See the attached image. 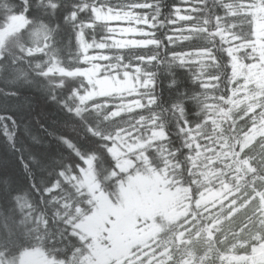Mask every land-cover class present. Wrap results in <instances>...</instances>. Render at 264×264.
Segmentation results:
<instances>
[{"label":"trees","instance_id":"trees-1","mask_svg":"<svg viewBox=\"0 0 264 264\" xmlns=\"http://www.w3.org/2000/svg\"><path fill=\"white\" fill-rule=\"evenodd\" d=\"M131 1L0 0V33L13 15L27 21L0 49V260L39 246L49 257L67 260L82 248L73 234V226L83 216L77 215L79 206H85L75 181L90 158L99 183L104 188L111 185L107 178H112L115 162L108 150L117 126L127 118L154 116L163 125L167 137L155 144L149 157L154 168L161 170L167 156L174 165L167 168L175 170L185 187L197 176L187 175L190 157L197 152L192 136H200L199 145L207 146V138L195 132L209 116L229 111L233 119L225 131L235 139L255 123L264 131V100L235 109L228 102L236 84L231 49L236 47L241 61L252 56L243 47L255 37L254 0H136L137 18L145 22L143 27L154 42L115 52L122 58L105 63L109 70L120 68L125 60L132 72L147 74L140 84L141 107L124 113L122 120L108 117L114 98L81 104L90 85L77 74L89 66L78 35L83 33L91 45L89 52H96L108 36L96 12L107 3ZM189 25L198 31L178 42L185 35L181 30ZM215 91L221 102L209 109L203 96ZM255 104H262V110H255ZM242 155L248 167H242L243 180L237 187L238 209L252 192H264V135ZM221 164L228 171L226 180L236 187L233 168L227 169L222 159L213 168ZM226 211L217 209L212 217L219 220ZM246 217H253V210L247 211L243 221L250 223Z\"/></svg>","mask_w":264,"mask_h":264},{"label":"rangeland","instance_id":"rangeland-1","mask_svg":"<svg viewBox=\"0 0 264 264\" xmlns=\"http://www.w3.org/2000/svg\"><path fill=\"white\" fill-rule=\"evenodd\" d=\"M254 1L252 14L255 18V37L252 44L243 47V49L249 48L252 56L244 62L236 56L238 52L236 47L230 51L234 65V82H236L232 97L228 101L232 109L242 103L264 100V0ZM138 4L136 0L124 4L107 3L102 10L96 12V20L103 22L108 31L106 41L99 42L102 45L96 48V52H92L93 50L89 52L91 45L85 42L83 33L78 35L82 53L89 66L83 71H78L77 74L90 85L81 104L92 100L114 98V102L110 101L113 106L111 107L113 110L108 114L110 118L123 120L124 113L136 110V107L142 105V95L139 90L140 84L146 81L147 74L140 71L132 72L133 67L131 68L125 60L120 61V68L109 70L105 63V60H112L115 57L122 58L115 52L144 48L154 42L150 32L143 27L145 22L137 18L134 7ZM26 25L25 19L11 16L5 29L0 33V49L11 42ZM197 29L194 25L187 26L185 31L182 29L181 33L185 32V35L178 39V42L197 32ZM96 53L99 55L94 56ZM205 97L209 109H215L220 105L221 97L216 91L204 95L203 99ZM257 104L254 105V109L262 110L263 105L257 106ZM230 114L229 111L221 110L209 116L202 128L195 132L196 135H204L207 138L205 139L207 146L199 145L200 136H192L191 142L194 143L197 152L190 157L191 168L187 171V175L197 174V176L190 182V187L183 186L182 181L176 179L175 170L170 169L174 165L171 166L167 156L161 170L154 168L149 152L157 142L167 137L162 130L163 125L158 124L154 116H149L147 120L142 117L127 118L117 126L108 150V155L115 162V172L112 178H107L108 181L112 180L111 185L104 188V185L99 183L93 159L90 158L85 160L80 170V178L75 181L79 185L77 194L85 205L79 206L77 215L83 214V216L73 226V234L83 244L82 251L79 252L87 255L83 264H109L114 259H120L127 253L126 244L131 240L135 229L145 228L144 236L154 228H157L159 233V229L162 228L160 233L164 235L161 237V242L167 244L176 242L180 234L174 227L185 215L182 214L181 207L191 209V197L188 199L186 197L192 193L199 195L195 202L199 206V214H194V218L204 213L192 241L199 238L200 242L207 246L212 234L205 233L210 230V225L214 221H208L205 216L210 211L226 208L223 217L225 219L235 212L232 218H228L232 220L227 223L229 227L241 222L239 229L236 230L238 237L230 241L234 244L229 245L232 247L227 251L228 254L235 253V246H250L251 240L264 242V239L262 241L256 239L257 227L264 230V192L262 190L256 194L252 192L250 200L239 209L236 203L238 197H235L239 194L237 187L243 180L242 167H248L242 153L252 146L259 136L264 135V131L255 123L251 130L245 132L243 136L238 135L235 139L233 134L225 131L228 130V121L233 119ZM224 135L227 138H223ZM240 138L242 139L238 141ZM220 159L227 169H234L236 187L226 180L225 174L228 175V171L222 170L225 169L222 164L221 168H213ZM215 180H218V183L213 185ZM248 210H253L256 221L257 213L262 211L263 222L256 223L253 219L250 220L249 225L243 227V220ZM45 252L39 246L15 258L2 259L0 264L62 263L55 257H49ZM257 253H261V256L254 259L251 264H264V248L249 252L254 257Z\"/></svg>","mask_w":264,"mask_h":264},{"label":"flooded vegetation","instance_id":"flooded-vegetation-1","mask_svg":"<svg viewBox=\"0 0 264 264\" xmlns=\"http://www.w3.org/2000/svg\"><path fill=\"white\" fill-rule=\"evenodd\" d=\"M189 197H191V209L187 210L185 207H181V212L185 215L174 227L180 234L176 242L172 244L161 242V237L164 235L160 233L162 228L159 229V233L157 228H154L144 236L143 231L145 228L135 229L131 240L126 244L128 247L127 253L120 259L112 260L109 264H251L254 259L261 256V253H257L255 257L249 254L251 250L264 248V242H259V240L256 242L251 240L250 246H235V253L228 254L227 251L232 247L229 245L234 244L230 243V241L238 237L236 230L239 229L238 227L241 223L237 222L232 227L227 224L232 221L228 218H232L235 212L229 215L228 218L226 217V219L223 218L225 215V212H223L222 219L219 221L214 220L212 217L215 210L208 212L207 214L211 217L206 219L210 222L214 221V223L210 225V230L205 234H212L211 241L208 242L207 246H204L199 238L192 241L199 229L200 218L204 216V213L194 218V214H199V206L195 204L199 195L189 194L186 198L188 199ZM261 215L262 211L257 213V221L255 213L251 218L246 217V220L254 219L256 223L263 222ZM249 224L243 222L242 225L244 227ZM256 235V239L262 241L264 239V230L257 227ZM80 251H82V248ZM78 252L79 249L71 255L70 259L61 260L59 262L62 263L58 264H83L87 255Z\"/></svg>","mask_w":264,"mask_h":264}]
</instances>
